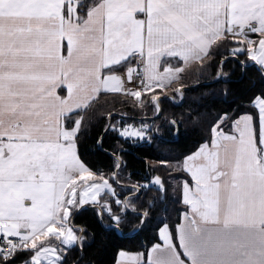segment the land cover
Segmentation results:
<instances>
[{"label": "crops", "instance_id": "0c3cea01", "mask_svg": "<svg viewBox=\"0 0 264 264\" xmlns=\"http://www.w3.org/2000/svg\"><path fill=\"white\" fill-rule=\"evenodd\" d=\"M81 2L0 0V235L18 238L22 250L34 252L20 264H43L35 257L46 246L59 264L64 237L74 239L63 248L81 243L72 211L65 214V194H76L78 208L99 196L82 203L81 190L54 179L47 163L55 156L64 162L66 144L74 145L65 140L64 118L100 92L125 90L132 58L142 63L150 89L176 82L224 37L264 69L252 56L257 43L251 36L264 0H89L80 16ZM245 27L252 33L238 36ZM252 106L254 116L244 113L228 129L220 127L222 117L209 140L179 163L186 175L179 249L163 226L161 243L146 254L148 264H264V100L256 98ZM134 130L129 136L143 135ZM39 166L45 175L31 173ZM142 261L141 254L120 251L114 264Z\"/></svg>", "mask_w": 264, "mask_h": 264}, {"label": "trees", "instance_id": "16d2710c", "mask_svg": "<svg viewBox=\"0 0 264 264\" xmlns=\"http://www.w3.org/2000/svg\"><path fill=\"white\" fill-rule=\"evenodd\" d=\"M88 7L89 0H82L78 14L83 16ZM253 39L256 44L260 37ZM240 46L224 37L168 87L137 94L103 91L64 118L79 161L104 179L110 191L93 205L78 208L77 201L71 217L72 225L82 230L81 243L60 250L59 264H114L120 251L141 254L140 264H148L146 254L161 243L158 232L163 226L179 249L184 211L180 184L186 175L178 164L209 140L222 117L220 127L228 129L238 116L256 114V98L264 100V69L253 64L247 51H239ZM180 87L186 88L183 99ZM126 126L143 135H120ZM33 254L16 250L0 258V264L24 263Z\"/></svg>", "mask_w": 264, "mask_h": 264}, {"label": "rangeland", "instance_id": "374dc122", "mask_svg": "<svg viewBox=\"0 0 264 264\" xmlns=\"http://www.w3.org/2000/svg\"><path fill=\"white\" fill-rule=\"evenodd\" d=\"M256 18L258 21V26L256 29H254L253 31H255L254 34H251V36L255 37V36H259L260 37V41L257 42V45L255 47V49L252 52V56L258 61V63L260 65H262V67H264V11L263 9L259 8V10L257 11L256 14ZM245 27L244 28H240L238 30V36H240V34H244V33H252V31H249V28ZM242 36V35H241ZM245 37V36H244ZM263 37V38H261ZM229 40H232L228 37H226ZM233 41V40H232ZM255 41V40H254ZM234 42V41H233ZM246 44H250V41L246 39ZM141 69L143 70L142 67V63L139 62ZM143 78V76H142ZM126 79H127V88L123 91H128L131 90L133 92V94H137L143 90H149L150 88H145L144 87V81H141V83L139 82L138 84V88H134L133 85H135L136 83V79L134 77H132L131 73H129V68H127V73H126ZM143 82V83H142ZM166 88V87H164ZM223 129V127H222ZM67 130V129H66ZM131 133H135L134 129H125L123 131L124 136H129V135H133ZM72 134V132L70 130H68L66 132V141L67 139L69 140V136ZM134 136V135H133ZM73 142V141H72ZM73 143L71 145V143H67L64 149V155H65V161L62 162L60 158H57V156L54 157V161H49L47 163V166L49 167L50 172L56 175L54 179L59 180L60 178H64L63 180V184L66 182H70L71 185L70 187V191H78L81 190V202L82 203H90L94 200L97 199V197L99 196V194L103 193L107 188H108V184L105 182L104 179H102L101 177L93 174L92 172H90L89 170H87L83 164L79 161L78 156H77V152L76 149L74 147V151H73ZM40 156V155H39ZM44 160H42L41 162H43ZM45 163V162H43ZM28 164V162H23L21 164L22 165H26ZM46 166V163H45ZM178 167L179 164H178ZM27 168V167H26ZM31 169V168H29ZM35 168H32V172H37V173H43L44 175L46 174V168L42 169L40 166L38 169L34 170ZM175 169H179V168H175ZM53 171V172H52ZM45 177V176H44ZM51 178V177H50ZM62 184L59 185V188H61ZM68 198H66V194H65V199L63 200L65 203V214L69 213L70 210H73L74 208H76L77 206V197L76 194H70L68 192ZM62 199H60V196H58V202H60ZM57 202V204H58ZM62 204V203H61ZM60 204V205H61ZM68 215V214H67ZM67 225H63L64 232H62L65 235V230H66ZM73 234V233H71ZM66 236V235H65ZM74 238H72L71 240H69L66 237H64V242L61 241L60 245L58 244L59 242L57 241V245H59L60 248L64 249L63 247L70 245V243L72 242ZM21 248V249H20ZM23 248V241H21V244L18 248V250H22ZM61 249V250H62ZM10 256V255H9ZM37 256V255H36ZM36 258V262L39 263H43V264H55L57 261V254L55 252V250H53L51 247L46 246L44 248V251L40 254H38ZM37 258L41 259L38 260Z\"/></svg>", "mask_w": 264, "mask_h": 264}, {"label": "built area", "instance_id": "2783aa9c", "mask_svg": "<svg viewBox=\"0 0 264 264\" xmlns=\"http://www.w3.org/2000/svg\"><path fill=\"white\" fill-rule=\"evenodd\" d=\"M129 73L136 79L134 88H138L139 82L143 81L142 69L138 60H133L129 65ZM143 83V82H142ZM21 240L9 235H0V258H6L13 251L17 250Z\"/></svg>", "mask_w": 264, "mask_h": 264}, {"label": "snow or ice", "instance_id": "6c2138e0", "mask_svg": "<svg viewBox=\"0 0 264 264\" xmlns=\"http://www.w3.org/2000/svg\"><path fill=\"white\" fill-rule=\"evenodd\" d=\"M158 264H171V261L169 260H165V259H161Z\"/></svg>", "mask_w": 264, "mask_h": 264}, {"label": "water", "instance_id": "95a60500", "mask_svg": "<svg viewBox=\"0 0 264 264\" xmlns=\"http://www.w3.org/2000/svg\"><path fill=\"white\" fill-rule=\"evenodd\" d=\"M185 89H186V88H182V89H181V92H182V99H183V92H184ZM158 100H159V99H157L156 102H158ZM158 113H159V111H158Z\"/></svg>", "mask_w": 264, "mask_h": 264}]
</instances>
